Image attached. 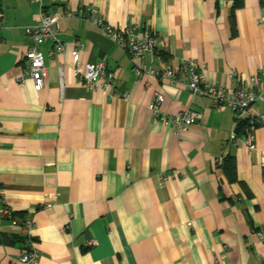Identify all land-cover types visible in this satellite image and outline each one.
<instances>
[{"label": "crops", "instance_id": "0c3cea01", "mask_svg": "<svg viewBox=\"0 0 264 264\" xmlns=\"http://www.w3.org/2000/svg\"><path fill=\"white\" fill-rule=\"evenodd\" d=\"M45 3L62 14L65 48L51 57V41L40 46L48 75L36 90L18 79L38 5L0 0V210L12 211L0 216V264L19 256L26 216L37 264H264V126L252 148L237 130L264 113V100L236 114L184 85L138 76L128 52L80 15L92 5L115 28H149L158 43L146 67L192 58L211 83L235 88L264 62V0ZM79 44L82 61L103 60L126 98L89 90L73 74ZM158 92L162 112L201 118L174 134L152 116ZM230 155L234 176L223 166Z\"/></svg>", "mask_w": 264, "mask_h": 264}, {"label": "built area", "instance_id": "2783aa9c", "mask_svg": "<svg viewBox=\"0 0 264 264\" xmlns=\"http://www.w3.org/2000/svg\"><path fill=\"white\" fill-rule=\"evenodd\" d=\"M33 1L37 3L39 8L38 17L34 24L25 26V33L31 38L33 45L25 53L23 69L18 81L23 82L27 78H31L34 88L40 90L44 86L48 75L45 56L40 50V46L48 40L51 41L52 47L49 55L52 57L55 54L63 53L65 42L58 36L62 18L60 11L57 9L48 11L46 0ZM80 15L128 52L133 63V72L138 76L149 74L158 79L184 85L191 94H201L208 97L215 109L221 110L228 107L236 114H243L255 102L264 100V62L235 88L215 85L207 79L203 66H200L192 58L185 59L176 66L155 68L143 65L142 60L147 54L153 52L158 43L157 38L149 28L131 25L115 28L108 24L92 5L81 8ZM81 49L82 44L74 47L70 68L82 84L89 90L102 89L108 96L113 98H126L128 95L126 91L119 92L115 89L114 72L107 67L106 63L103 60L83 62ZM59 69L62 76L64 66L59 67ZM163 101L164 95L158 92L149 104V108L152 111L154 120L171 128L174 134H180L187 130L201 118L199 112L188 108L175 113L162 112L160 106ZM261 125L264 126V113L248 118V126L244 134V143L248 148L254 146V132ZM163 178L164 176H159V180H163ZM0 216L12 217L11 209L8 206H3L0 210ZM20 228L24 237L22 249L19 256L11 259L8 264H37L39 251L36 249L32 237L34 228L32 217L26 216L21 219ZM258 235L264 238V234L259 232ZM94 243L93 240H89L87 246Z\"/></svg>", "mask_w": 264, "mask_h": 264}, {"label": "trees", "instance_id": "16d2710c", "mask_svg": "<svg viewBox=\"0 0 264 264\" xmlns=\"http://www.w3.org/2000/svg\"><path fill=\"white\" fill-rule=\"evenodd\" d=\"M241 4H242V0H234V7L240 6ZM247 126H248V120H242L238 122L237 130L242 133L243 131H245ZM223 166L224 168H226V170L229 172L231 176H234L236 165H235V160L233 156L230 155L226 157L223 162ZM21 242L22 244L24 242L23 236H21Z\"/></svg>", "mask_w": 264, "mask_h": 264}]
</instances>
